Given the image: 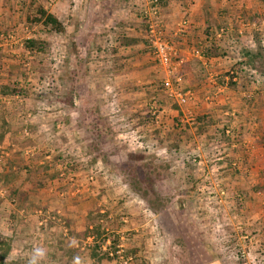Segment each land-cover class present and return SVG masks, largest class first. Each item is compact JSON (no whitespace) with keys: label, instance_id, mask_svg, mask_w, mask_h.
<instances>
[{"label":"rangeland","instance_id":"374dc122","mask_svg":"<svg viewBox=\"0 0 264 264\" xmlns=\"http://www.w3.org/2000/svg\"><path fill=\"white\" fill-rule=\"evenodd\" d=\"M33 1L58 14L64 32L52 33L30 22L34 8L18 16L24 21L18 29L0 30V61L11 60L17 67L13 77L0 78V86L21 91L0 95V264H29L33 259L35 264H264V187L243 190L245 161L240 155L231 158V139L210 143L211 138L209 146L202 145L203 155L199 149L178 147L179 139L196 133L192 116L180 122V130L172 124L162 143V106L179 111L192 101L179 105L167 96L161 79L157 95L151 96L152 109H121L113 94H102L111 78L103 82L96 74L97 60L114 56L122 43L115 29L96 28V16L84 31L70 29L68 12L53 9L57 3L67 5L66 0ZM14 2L27 5L28 0ZM263 18L257 17L258 22ZM107 34L113 37L111 45H100L97 37ZM254 38L264 57V29ZM29 40L36 44L29 47ZM171 82L179 90L173 78ZM154 111L159 112L158 124ZM24 127L28 136L21 134ZM14 146L18 153L13 157H21L15 163L28 159L31 169L12 172L5 153ZM208 155L212 158L205 163L202 156ZM52 180L65 190L59 201L45 192ZM15 182L24 189L13 190ZM25 186L40 188L25 191ZM68 189L75 195H67ZM96 224L109 236L101 253L111 257V236L117 237L116 259L90 258L93 242L86 235ZM4 245L9 246L7 253ZM37 250L42 255H35Z\"/></svg>","mask_w":264,"mask_h":264},{"label":"crops","instance_id":"0c3cea01","mask_svg":"<svg viewBox=\"0 0 264 264\" xmlns=\"http://www.w3.org/2000/svg\"><path fill=\"white\" fill-rule=\"evenodd\" d=\"M14 1L16 0L0 1V30L13 29L15 25L18 29V25H24L23 18L18 16L23 15L26 3L20 5ZM66 1L67 5L57 3L55 4L57 7L54 5L53 9L55 8L54 10L59 13L68 12L71 16L68 25L70 29L78 28L84 31L89 25L93 26L96 23V28L115 29V35H117L115 37L122 41L118 46L115 43L117 53L114 56H106V61L101 59L100 62L98 60L96 62L97 76H100L103 82L105 78L112 80L111 86L103 87L107 92L103 90L102 94H113L112 98L117 106L124 108L126 112L129 110V113L132 111L141 113L142 110L138 109L143 107L152 109L155 105L152 100L155 98L151 96L157 95L158 82L161 79L164 80L165 75L151 54L146 51L147 42L142 32L139 11L140 7L146 5L149 0ZM160 7L162 29L166 38H169L176 46L179 57L182 59L178 69L181 83L177 85V88L181 92L186 90L193 92V100L185 110L183 108L179 111L171 110L167 105L162 106L161 112L165 114L160 132L162 143L165 142L167 132L173 130L172 124L180 130L183 126L180 122H188L192 116L196 117L194 128L196 133L192 132V137L177 141L178 147L185 149L191 147L189 150L191 152L199 149L200 155H203L202 145L207 143L209 146L211 143L209 141L216 131L231 129L234 136V132L238 134V137L235 136L236 139L246 145L245 151L239 147L234 149L231 148L229 141L227 148L233 151L231 158L240 155L245 161L243 169L247 175L242 180L243 190L249 192L255 186L264 187V161L262 160L264 157V88L261 83L263 79H260L264 77L257 68L246 66L243 56L244 51L255 50L258 41L254 38V34L264 29V20L261 22L257 20V17L264 15V0H161ZM48 12L53 14L52 9ZM136 14L139 15L138 19ZM57 15L55 14V17ZM92 16H96L93 24ZM183 18H186L188 25L185 33L179 35L176 33V25ZM220 28L225 31L222 37L216 35ZM83 35L84 38L85 34ZM97 38L100 45H111L113 37L107 34ZM239 49L244 50L239 52ZM203 52L209 55L204 56ZM71 57L73 59L74 56L71 55ZM109 59L110 62H108ZM6 62L4 64L0 61V78L4 80L13 77L12 72L17 69L14 66L15 62L11 60ZM81 67L83 72L84 65L81 64ZM74 69L72 67L71 70ZM148 97L150 99H147ZM73 101L74 105H78L76 99ZM24 123L26 122H20L18 125L21 126ZM25 129L27 127H24L21 134H24ZM31 129L36 131L37 128L31 127ZM34 133L40 134L37 131ZM36 134L32 135L36 136ZM224 139L226 141L229 138ZM13 148L5 153L12 165L10 167L12 172L19 171L25 166L31 169L33 167L31 165L34 164L27 162L28 159L24 158L23 165L18 166V163H15L21 157L16 158V154L13 157V152L17 150L15 146ZM57 168L61 170V167ZM20 184L15 182L13 190L24 189L18 187ZM51 184L50 189L45 190L46 194L52 193V198L61 199L65 190H62L63 188L56 180H52ZM25 187V191L35 190L31 186H29L31 188ZM39 188L40 186H37L35 191ZM71 191L68 189L67 195ZM75 193L76 191H72L70 194L75 195Z\"/></svg>","mask_w":264,"mask_h":264},{"label":"built area","instance_id":"2783aa9c","mask_svg":"<svg viewBox=\"0 0 264 264\" xmlns=\"http://www.w3.org/2000/svg\"><path fill=\"white\" fill-rule=\"evenodd\" d=\"M52 2H57L59 0H51ZM161 7L159 0H149L146 5L140 7V17L144 21L146 26L145 38L149 42V46L151 48V56L156 64L163 70L165 78L162 81L163 88L167 92V96L170 98H175L179 105L185 106L189 102L193 100V93L190 90L181 92L177 89H174L172 86L171 79L173 78L174 82L178 85L181 82L180 76L178 75V69L181 65V62L177 56L176 51L173 49L170 42L165 37V33L163 32L161 26ZM188 25V21L186 18L180 20V22L176 25V33L181 35L185 33V29ZM225 31L223 29H219L216 32L218 37L224 35ZM158 113L154 111L152 115L154 116V124H158ZM24 136H28L27 133H24ZM222 137H226L231 139L230 145L231 148L237 149H246V145L244 143L238 142L234 134L231 132V129H222L221 132L216 131L213 139L211 140L213 143L214 140H220ZM242 146V147H241ZM213 150L214 147H213ZM200 157V156H199ZM205 160V163L208 160H211V156L202 157ZM195 161V158L193 159ZM232 166H236V162L231 163Z\"/></svg>","mask_w":264,"mask_h":264},{"label":"trees","instance_id":"16d2710c","mask_svg":"<svg viewBox=\"0 0 264 264\" xmlns=\"http://www.w3.org/2000/svg\"><path fill=\"white\" fill-rule=\"evenodd\" d=\"M161 2V0H159V3ZM36 3H34L33 0H28V3L26 5V11H27V15L30 14V12L32 11V8H34V19L30 20V22L35 23V24H39L42 26V28L49 30V32L52 33H56V34H61L64 32V28L61 24V22L51 13L48 12L47 9H45L42 6H35ZM27 20H29V16H27ZM36 43L35 41L29 40L27 42V45L30 46H34ZM128 44V43H126ZM262 49L258 43V45L256 46L255 50L250 52V51H244L243 52V56L245 58V63L246 66L252 67V68H257L260 72L264 73V57L261 53ZM204 56H208L209 54L207 52H203ZM21 91L20 90H8L6 89V87L4 86H0V95H20ZM13 183V182H12ZM102 217V216H99ZM87 237H91L92 238V242H93V246L92 249L90 251V258L92 260H102V259H116L117 255H116V243L117 242V237L115 235H112L111 237H113L112 242H110L111 247H113V251H112V255L111 257H109V253L108 252H103L101 253V245H103L107 238L109 237L108 234L106 233V231H104V229H102V227L99 224L90 226V228L87 231ZM98 244V245H97ZM6 246L5 248V252L7 253L9 246L8 245H4ZM3 255H0V257L2 258Z\"/></svg>","mask_w":264,"mask_h":264},{"label":"clouds","instance_id":"9594fccd","mask_svg":"<svg viewBox=\"0 0 264 264\" xmlns=\"http://www.w3.org/2000/svg\"><path fill=\"white\" fill-rule=\"evenodd\" d=\"M35 255H42V253L39 250H37ZM29 264H35V260L33 259L32 261L29 262Z\"/></svg>","mask_w":264,"mask_h":264}]
</instances>
